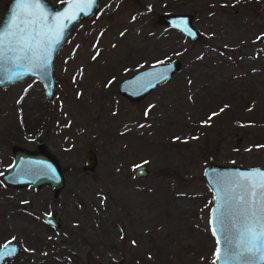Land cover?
Returning <instances> with one entry per match:
<instances>
[{"label":"rangeland","instance_id":"obj_1","mask_svg":"<svg viewBox=\"0 0 264 264\" xmlns=\"http://www.w3.org/2000/svg\"><path fill=\"white\" fill-rule=\"evenodd\" d=\"M163 11L191 14L200 38L159 23ZM262 34L264 0H100L56 54L53 99L35 78L0 88V245L14 240L31 264H215L203 169L264 165ZM171 59L181 69L141 99L119 92ZM36 139L62 168L56 196L1 180L12 146L34 150ZM50 211L61 227L43 221Z\"/></svg>","mask_w":264,"mask_h":264},{"label":"water","instance_id":"obj_2","mask_svg":"<svg viewBox=\"0 0 264 264\" xmlns=\"http://www.w3.org/2000/svg\"><path fill=\"white\" fill-rule=\"evenodd\" d=\"M99 2L100 0H62L54 4L50 0H40L39 10H37L33 7L22 9L20 0H7L0 19V36L8 37L11 32L19 30L18 25L23 26L22 21L42 15L43 21L39 28L45 34L43 48L46 51L39 55L46 60V63H41L40 60L29 62L14 59L16 53H6L3 58H0V88H7L25 78H35L41 82L46 98L53 99L56 86L54 76L56 54L78 21L91 17L98 8ZM191 18L189 13L171 11H163L157 16L159 23L180 31L190 40H197L200 38V33L193 25ZM260 42L264 45V34L261 35ZM37 64H41V66L37 67ZM180 69L181 60L179 59L157 61L126 76L118 84V90L130 100L141 99ZM161 76L164 79H161ZM34 143L36 145L34 150H28L19 145L12 146V162L1 175V180L4 184L15 187L51 185L56 196L64 185L62 168L59 162L47 152L43 140L36 139ZM96 163L97 156L94 150L87 149L83 168L93 170ZM261 172H264V165L243 166L210 163L204 167V178L213 193L208 222L210 232L214 235L215 240V264H243L228 252L225 237L237 239L239 235L231 227L229 230L221 232L222 226L217 223L220 214L217 211V206L222 202L221 197L232 192L235 184L240 182L241 176L258 178ZM135 174L145 177L148 174V168L145 165H138ZM42 219L53 228L61 227V217L54 211L43 213ZM235 227L242 228V225L236 223ZM6 244L9 249L15 248L16 251L11 256L0 259V264L6 259L13 258L20 251L19 245L11 239L0 245V250H3ZM258 257L259 254L255 258H250V264H264V261H260Z\"/></svg>","mask_w":264,"mask_h":264},{"label":"snow or ice","instance_id":"obj_3","mask_svg":"<svg viewBox=\"0 0 264 264\" xmlns=\"http://www.w3.org/2000/svg\"><path fill=\"white\" fill-rule=\"evenodd\" d=\"M20 4L22 9L33 7L39 10L40 0H20ZM42 21L43 16L37 15L22 21L23 26L18 25L19 30L11 32L8 37L0 36V58L6 53H16L14 59L46 63L39 55L46 51L43 48L45 34L39 28ZM36 66L40 67L41 64ZM161 79L164 77L161 76ZM221 201L217 206L220 213L217 223L222 226L221 232L231 227L239 235L237 239L225 237L228 252L243 264H250V258H255L257 254L258 259L264 261V172L258 178L241 176L240 182L235 184L231 193L221 197ZM236 223L242 228H236ZM15 251L6 244L0 250V259L11 256Z\"/></svg>","mask_w":264,"mask_h":264},{"label":"trees","instance_id":"obj_4","mask_svg":"<svg viewBox=\"0 0 264 264\" xmlns=\"http://www.w3.org/2000/svg\"><path fill=\"white\" fill-rule=\"evenodd\" d=\"M50 245V248L55 250L58 245L56 243H48L47 241L44 243V246L43 247H47V245ZM35 255H29V258L28 257H21L22 260L19 261V255L14 257L13 260L10 262L11 264H31L35 261V258H34ZM56 254L53 253V258H55ZM12 259V258H11ZM55 261V259H54ZM34 263H40V262H34Z\"/></svg>","mask_w":264,"mask_h":264}]
</instances>
